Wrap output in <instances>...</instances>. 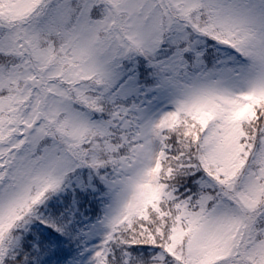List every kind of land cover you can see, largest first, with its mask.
<instances>
[{
  "label": "snow or ice",
  "instance_id": "6c2138e0",
  "mask_svg": "<svg viewBox=\"0 0 264 264\" xmlns=\"http://www.w3.org/2000/svg\"><path fill=\"white\" fill-rule=\"evenodd\" d=\"M0 264H264V0H0Z\"/></svg>",
  "mask_w": 264,
  "mask_h": 264
}]
</instances>
